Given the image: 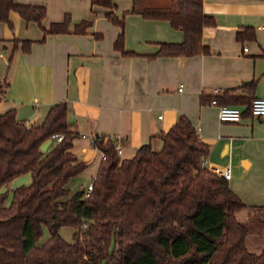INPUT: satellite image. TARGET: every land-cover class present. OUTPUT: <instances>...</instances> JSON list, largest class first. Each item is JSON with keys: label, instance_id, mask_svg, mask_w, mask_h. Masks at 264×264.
<instances>
[{"label": "crops", "instance_id": "crops-1", "mask_svg": "<svg viewBox=\"0 0 264 264\" xmlns=\"http://www.w3.org/2000/svg\"><path fill=\"white\" fill-rule=\"evenodd\" d=\"M93 1L15 0L45 7L47 30L68 16L72 32L85 21L92 26L87 34L45 36L38 24L15 12L12 29L0 23V81L8 86L0 112L14 109L19 120L40 125L53 105L67 103L70 130L78 135L72 153L87 165L69 189L82 193L103 160L94 146L96 136L114 140L121 160H129L145 144L160 151L161 135L181 116L188 118L210 146L209 167L230 168V188L245 204L236 219L248 229V251L263 252L264 119L248 109L253 99L264 98V0H201L207 52L160 57L154 56L162 45L184 42L182 31L166 20L132 14L134 0H113L121 28ZM171 4L146 0L148 8ZM120 34L130 55L115 48ZM15 41H32L31 51L22 53ZM215 89L221 91L218 97L231 99L227 105L245 111L240 122L219 120L218 109L210 106Z\"/></svg>", "mask_w": 264, "mask_h": 264}, {"label": "trees", "instance_id": "trees-1", "mask_svg": "<svg viewBox=\"0 0 264 264\" xmlns=\"http://www.w3.org/2000/svg\"><path fill=\"white\" fill-rule=\"evenodd\" d=\"M92 6L108 9L107 19L123 27L113 0H94ZM13 12L38 24L45 36L87 34L92 26L85 21L72 32L68 16L47 30L42 26L45 7L0 0V23L11 29ZM131 13L166 20L184 33L182 44L162 45L154 57L207 52L201 0H172L168 8H148L146 0H134ZM15 44L28 54L33 42ZM115 48L123 56L131 54L124 50L123 34ZM7 90L6 83L0 84V105ZM216 98L219 104L231 100ZM77 137L65 102L53 105L42 124L31 127L14 109L0 112V192L17 178L32 176L29 186L13 192L9 206V193L0 194V264H264V251H248V229L236 219L244 202L228 180L202 166L210 146L188 118L181 116L161 135L160 151L145 144L129 160H121L114 140L96 136L94 146L105 159L87 199L69 189L87 168L72 153ZM50 140L53 144L41 151ZM63 228L76 230L72 243L60 236ZM45 232L49 239L41 244Z\"/></svg>", "mask_w": 264, "mask_h": 264}, {"label": "built area", "instance_id": "built-area-1", "mask_svg": "<svg viewBox=\"0 0 264 264\" xmlns=\"http://www.w3.org/2000/svg\"><path fill=\"white\" fill-rule=\"evenodd\" d=\"M0 84L2 82L0 81ZM181 90V89H180ZM214 97L210 103V106L215 107L218 109V117L221 122H231V123H238L242 120L244 115V110L235 107L230 106L227 104H219L216 97L221 95V91L219 89H215ZM251 115L258 117L260 119H264V98H255L252 100L250 107L248 109ZM63 140V136H58L57 141L61 142ZM95 141V138H94ZM118 154H121L120 149L117 148ZM103 159H105V156L103 155ZM208 158L204 159L202 162V166L206 167L208 170L212 171L213 173L225 178L226 180L231 179V171L230 168H220V167H209L208 165ZM93 191V183H91L84 191V198L87 199L90 194Z\"/></svg>", "mask_w": 264, "mask_h": 264}, {"label": "rangeland", "instance_id": "rangeland-1", "mask_svg": "<svg viewBox=\"0 0 264 264\" xmlns=\"http://www.w3.org/2000/svg\"><path fill=\"white\" fill-rule=\"evenodd\" d=\"M3 69H4V65L0 64V71H2ZM31 183H32V176H31V174H27V175H24V176H22L16 180H14L10 184L6 185L2 189V191L0 192V194L5 193V192L9 193V198L5 202V206L10 205L11 199H12V194L16 189H18L22 186H29ZM85 185H86V183H85ZM71 191L76 192V189L71 188ZM75 231L76 230L74 228H63L60 230L59 234L66 242L72 243L73 242V235H74ZM48 239H49V234H48V232H45L44 237L41 239V243L44 241L46 242Z\"/></svg>", "mask_w": 264, "mask_h": 264}, {"label": "water", "instance_id": "water-1", "mask_svg": "<svg viewBox=\"0 0 264 264\" xmlns=\"http://www.w3.org/2000/svg\"><path fill=\"white\" fill-rule=\"evenodd\" d=\"M32 125H33L32 123L28 124L29 127H31ZM50 144H51V140L45 142V143L40 147L41 151H46L47 148H48V146H49ZM83 193H84V192H83Z\"/></svg>", "mask_w": 264, "mask_h": 264}]
</instances>
